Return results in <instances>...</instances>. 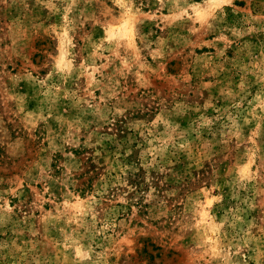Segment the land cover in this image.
<instances>
[{"label": "rangeland", "instance_id": "rangeland-1", "mask_svg": "<svg viewBox=\"0 0 264 264\" xmlns=\"http://www.w3.org/2000/svg\"><path fill=\"white\" fill-rule=\"evenodd\" d=\"M0 264H264V0H0Z\"/></svg>", "mask_w": 264, "mask_h": 264}]
</instances>
